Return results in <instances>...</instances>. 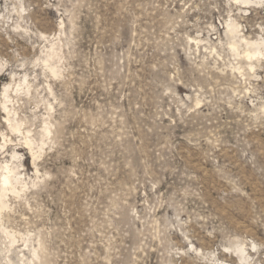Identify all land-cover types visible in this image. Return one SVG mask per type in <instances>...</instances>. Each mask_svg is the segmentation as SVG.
Returning a JSON list of instances; mask_svg holds the SVG:
<instances>
[{"label": "rangeland", "instance_id": "1", "mask_svg": "<svg viewBox=\"0 0 264 264\" xmlns=\"http://www.w3.org/2000/svg\"><path fill=\"white\" fill-rule=\"evenodd\" d=\"M249 1L0 0V264H264Z\"/></svg>", "mask_w": 264, "mask_h": 264}, {"label": "bare ground", "instance_id": "2", "mask_svg": "<svg viewBox=\"0 0 264 264\" xmlns=\"http://www.w3.org/2000/svg\"><path fill=\"white\" fill-rule=\"evenodd\" d=\"M263 1V0H262ZM245 2L248 4H250L252 1H249V0H245ZM261 2V1H260ZM245 3V5H246ZM247 7V6H246ZM227 35L229 36V39H230V44H231V47L238 53V41H237V36L239 35V30H238V23H236L235 21H231V22H228L227 23ZM240 40L244 41L245 44H246V47L247 49H245L244 51V56L248 57V58H251V57H254L256 55H261L263 54L264 52V40L262 41H251V40H248L247 38L245 37H242ZM263 46V47H262ZM244 50V49H243ZM239 54V53H238ZM240 55V54H239ZM250 67H254L252 64H250ZM25 77V76H24ZM24 81V80H22ZM8 86V85H7ZM6 86V87H7ZM5 87V86H4ZM9 87V86H8ZM6 90V89H5ZM4 90V91H5ZM9 90V89H8ZM6 90V91H8ZM4 94V93H3ZM5 104V103H4ZM7 104V103H6ZM4 109L6 110L7 108H5V105H4ZM9 109V108H8ZM7 109V110H8ZM9 113V111H8ZM11 120V119H10ZM12 124V123H11ZM16 124V123H15ZM13 124V126L15 125ZM12 126V128H13ZM19 127V125H16L15 127ZM17 127V128H18ZM15 130V129H14ZM19 131V130H17ZM31 140V139H30ZM31 142V141H29ZM30 144V143H29ZM31 145V144H30ZM13 155L17 156L19 155V153L15 152ZM16 175L15 174V170L12 168V167H9L7 166V174L6 175H3V179H2V195H0V199H2V196L6 195V191L9 189V188H13V184H12V178L13 176ZM1 203V202H0ZM5 207V206H4ZM240 253L242 256H244V253H245V249L243 247H241L239 249ZM241 256V257H242ZM246 257V256H245ZM249 257V256H248ZM247 258V257H246Z\"/></svg>", "mask_w": 264, "mask_h": 264}]
</instances>
